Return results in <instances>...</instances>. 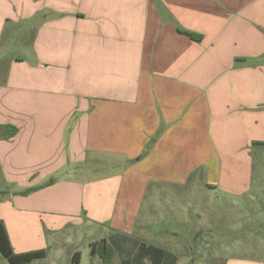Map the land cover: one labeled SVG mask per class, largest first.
I'll list each match as a JSON object with an SVG mask.
<instances>
[{"label": "crops", "instance_id": "obj_1", "mask_svg": "<svg viewBox=\"0 0 264 264\" xmlns=\"http://www.w3.org/2000/svg\"><path fill=\"white\" fill-rule=\"evenodd\" d=\"M16 27L33 35L0 83V222L14 253L54 259L71 244L68 264L82 261L83 236L118 264H151L134 260L143 245L167 264L203 262L161 240L185 234L187 190L204 188L247 206L214 226L210 258L264 264L219 254L223 228L253 225L259 201L264 0H0V57Z\"/></svg>", "mask_w": 264, "mask_h": 264}, {"label": "rangeland", "instance_id": "obj_2", "mask_svg": "<svg viewBox=\"0 0 264 264\" xmlns=\"http://www.w3.org/2000/svg\"><path fill=\"white\" fill-rule=\"evenodd\" d=\"M18 37V40L14 41L12 45L9 43L10 36ZM33 35L32 29L25 27L9 29L4 34V39L2 43L9 50L6 56L0 57V83L3 81L5 76L6 67L10 57L14 55H19L20 50H17V46L22 42L29 43ZM11 46V47H9ZM11 54V55H10ZM256 157V155H255ZM264 153L258 155L255 161V176L254 182L255 184V195L259 199V201L251 202L252 208L254 210L253 216H255V221L253 225H240L238 228V232L231 231L229 225L228 228L230 232H225V227L222 232V244L228 246V249L231 247V250L222 249L219 253L221 258H225L228 256L234 257H259L264 256ZM2 186L0 185V188ZM188 194H186L185 202H188L190 207L191 216H182L181 222L184 225L183 236L178 234V239L169 238L170 241H162V245L176 246L175 249L171 248L170 250L176 256L190 255L193 260H195L199 255V253L206 255L205 261L198 262L197 264H218V261L215 258H210L211 255L216 254L219 249L212 248L213 243V233L214 226L217 224L226 225V221L229 223L236 218L240 219L241 214L245 211V207H247L243 202H231L228 200L221 199L217 196L211 194V192L207 189H192L187 190ZM185 195V194H184ZM199 200L201 202H199ZM250 204V202H248ZM203 207V210H199L201 212V216H195L193 214L194 208L196 212L200 207ZM249 213V212H248ZM222 215L223 221H220V217ZM251 215V214H249ZM218 216V217H217ZM216 219H218L216 221ZM226 220V221H225ZM199 225V232L197 233ZM195 236V237H194ZM194 238H198V241H194ZM219 239V238H218ZM148 241L151 243L159 244L160 239L157 237H149ZM71 244H66L63 248L59 246L61 249L60 256L54 257V259L47 258L45 260H39L33 262V264H68V254L75 249V247H69ZM185 247H183V246ZM76 249L82 253V261L81 264H102V260L95 258H90L89 256V248L87 246V242L84 237L78 241L76 245ZM116 262V261H115ZM113 257L110 260V264H118L115 263ZM0 264H9L8 261L0 254Z\"/></svg>", "mask_w": 264, "mask_h": 264}, {"label": "trees", "instance_id": "obj_3", "mask_svg": "<svg viewBox=\"0 0 264 264\" xmlns=\"http://www.w3.org/2000/svg\"><path fill=\"white\" fill-rule=\"evenodd\" d=\"M192 38L198 37L190 33ZM257 145V143L255 144ZM90 256L97 255L102 260V264H110V260L113 257V251L102 240L89 244ZM0 254L8 261L9 264H31L33 261L43 259L45 257L44 250L30 251L26 253L16 254L14 253L10 241L5 229V226L0 222ZM170 254L165 250L155 246H140L137 253L134 255V260L141 261L147 259L151 264H167V257ZM81 256L78 251L74 252L69 260V264H80ZM125 264V263H124Z\"/></svg>", "mask_w": 264, "mask_h": 264}]
</instances>
